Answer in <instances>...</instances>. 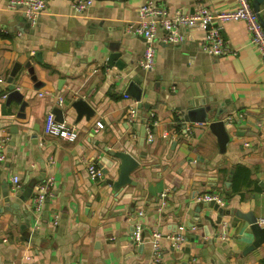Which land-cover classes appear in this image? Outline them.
Returning <instances> with one entry per match:
<instances>
[{
    "label": "crops",
    "instance_id": "obj_1",
    "mask_svg": "<svg viewBox=\"0 0 264 264\" xmlns=\"http://www.w3.org/2000/svg\"><path fill=\"white\" fill-rule=\"evenodd\" d=\"M9 1L0 0V264H185L192 258L198 264H264V242L244 252L254 235L236 215L252 211L264 218V62L245 23L221 24L226 44L236 52L221 57L199 47L197 28L181 29L186 39L172 44L162 42L158 31L154 67L145 70L139 65L145 39L126 27L138 21L137 9L148 0H92L79 12L74 0H46L32 24ZM152 1L169 12L235 5ZM259 13L264 20V0ZM114 51L121 68L107 63ZM16 63L11 83L20 97L8 99L3 94L10 91L7 79ZM27 63L43 82L38 89ZM134 76L144 89L141 106L125 91ZM79 99L91 115L76 113L71 105ZM190 100L211 104L218 116L210 120L225 121V152L207 123L184 120ZM55 106L76 126L75 140L45 133L46 114ZM131 107L137 116L128 123ZM150 119L156 121L152 141L142 133ZM96 120L103 128L95 130ZM119 152L137 161L129 173L132 183L121 187L115 185ZM91 161L102 166L100 179L89 178ZM48 178L52 194L36 212L33 189L28 198L21 195L30 180ZM202 193H217L223 202L213 208L195 198ZM134 223L141 225L139 244L130 238ZM180 224L186 233L182 248L173 249L161 237L160 261L154 262L151 234L165 236Z\"/></svg>",
    "mask_w": 264,
    "mask_h": 264
},
{
    "label": "built area",
    "instance_id": "obj_2",
    "mask_svg": "<svg viewBox=\"0 0 264 264\" xmlns=\"http://www.w3.org/2000/svg\"><path fill=\"white\" fill-rule=\"evenodd\" d=\"M92 0H74L72 3L75 11H82L88 8ZM9 7L21 6L26 19L32 24L46 6V0H10ZM138 21L129 24L126 31L142 36L145 39V46L142 50L139 65L145 70H151L154 67L155 56L157 51V32H162L160 40L164 43H180L186 39L181 29L197 28L201 31L198 39L199 47L211 56L221 57L225 55L236 54L226 44L221 34V24L230 20H242L245 23L246 30L249 34L250 43L256 49L260 56V60L264 62V29L253 11L250 0H235V5L226 10H213L204 4H197L192 11L175 10L169 12L164 4L148 0L139 5L137 9ZM0 82H4L0 78ZM7 93L3 94L5 97ZM137 109L131 107L126 116L128 123L136 120ZM151 113L149 114V117ZM155 120H148L144 125L146 139L153 140V126ZM104 124L101 120H96L94 124L95 130L103 128ZM189 130V126H185ZM44 131L47 134L56 136L60 139L73 141L77 137V129L75 125H68L65 121H57L52 111H48L45 118ZM4 158L0 144V160ZM88 176L91 180L100 179L103 176V168L97 162H89L87 165ZM12 188L17 189L19 178L16 175L11 177ZM51 178L41 181L34 185L33 195L30 201L34 211L40 212L46 198L52 194ZM166 191L160 194V205L164 204ZM199 201H214L218 205L223 202V198L217 193H202L195 197ZM138 213H141L140 211ZM57 216V215H56ZM261 224L264 218L260 219ZM164 237L173 249H181L182 244L186 240L185 226L180 224L175 232L162 236L159 232H153L150 237L152 243V252L154 262L160 261L159 240ZM130 238L133 243L139 244L143 242L141 234V225L134 223L130 232ZM185 264H198L195 258H192Z\"/></svg>",
    "mask_w": 264,
    "mask_h": 264
},
{
    "label": "water",
    "instance_id": "obj_3",
    "mask_svg": "<svg viewBox=\"0 0 264 264\" xmlns=\"http://www.w3.org/2000/svg\"><path fill=\"white\" fill-rule=\"evenodd\" d=\"M263 0H251V6L253 11L256 13L258 20L260 21L263 29H264V20L260 16L259 13V8L260 4L262 3ZM120 53L118 51L111 52L109 55V58L107 60V63L109 65H113V61L116 62L115 65L118 68L122 67V62L118 60V56ZM28 67V72L32 74L31 78L32 80L35 81L34 87L35 88H40L43 85V82L36 80V76L33 74L34 70L33 67L29 66V63L26 64ZM20 67V64L16 63L14 64L10 75L7 79V82L9 83V88L10 91L6 95L7 98H13L16 96H19V93L17 90L14 88V84L11 83L13 77L16 75L18 69ZM126 94L131 95L138 101V105L141 106L142 103L140 102V98L142 95V92L144 89L141 86V80L134 76L130 81L127 83L126 86ZM25 101L21 103V105H25ZM66 105H70L68 100H65ZM76 113L81 116L82 114L85 115H91L92 114V108L84 102L83 100L79 99L74 102H72L71 105ZM52 112L55 115V119L57 121H64V114H63V109L60 107L55 106L52 110ZM218 115L214 111L213 107L211 104L205 102V101H194L190 100L188 102V107L184 113V120L185 121H190V122H198V123H207L209 129L214 133V135L217 138V143L219 147V151L221 153L225 152V145L226 142L229 139V135L225 129V121H223L221 118H216L214 120H210L212 117H217ZM145 128H142V133H144ZM116 156L120 159V164H119V175H118V180L115 182V185L117 187H121L126 183H132V180L129 177V173L137 166V161L130 155L124 152H119L116 154ZM104 172V171H103ZM112 181V180H110ZM35 185V180H30L25 189L23 190V193L21 195V198H28L29 196L32 195V188ZM208 203L211 207L213 208H218V204L215 203L214 201H208ZM237 216H242L245 218L248 223L250 224V229L254 235V240L250 245L247 246V248L244 250V252H248L255 247L259 246L264 242V223L261 224L258 220V218L255 216V214L250 211L246 213H242L240 211H236Z\"/></svg>",
    "mask_w": 264,
    "mask_h": 264
}]
</instances>
